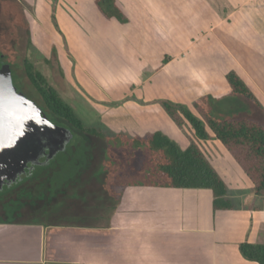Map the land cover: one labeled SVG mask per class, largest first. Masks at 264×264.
<instances>
[{
    "label": "crops",
    "instance_id": "crops-1",
    "mask_svg": "<svg viewBox=\"0 0 264 264\" xmlns=\"http://www.w3.org/2000/svg\"><path fill=\"white\" fill-rule=\"evenodd\" d=\"M78 2L95 19L73 28L56 14L61 34L55 30L53 45L66 48V53L57 52L58 65L86 68L94 58L102 66L94 75L103 86L91 77L95 95L90 102L103 107L111 98L118 103L113 112L136 115L128 131L140 136L158 131L152 123L164 109L157 79L176 90L178 99L233 98L226 75L235 71L264 114V0H117L127 23L103 16L94 0ZM108 115L103 114L107 126H124ZM162 127L177 138V130ZM209 156L229 187L233 209L214 210L209 189L151 186L138 193L140 205L123 208L112 222L127 235L105 241L82 233L57 236L51 256L52 240L43 225L0 221V264H258L243 258L239 246L264 244V198L255 195L253 186L239 183L243 170L225 148Z\"/></svg>",
    "mask_w": 264,
    "mask_h": 264
},
{
    "label": "rangeland",
    "instance_id": "rangeland-1",
    "mask_svg": "<svg viewBox=\"0 0 264 264\" xmlns=\"http://www.w3.org/2000/svg\"><path fill=\"white\" fill-rule=\"evenodd\" d=\"M78 1L79 0H0V41L7 44L4 46V48L8 51L11 61L16 66L17 78L15 77V83L19 88L23 87L31 96L37 98L38 100H41L39 92L32 84L24 68V62L25 60H27L34 65L35 70L40 71L46 77L50 85L57 88L59 95L69 105H71V107L74 108L87 128H95L101 130V132L104 133L106 137L102 138L100 136H94L74 128L76 131V137L74 138V142H72L73 144L71 151L68 152L69 155H76L78 159H80L79 156H84V158L81 157L82 161H84L82 164L80 163V165L85 166V169L81 170H100L102 172L109 170L105 168V166L101 165L103 163L102 157L104 155H108L111 158L124 160L129 158V150L119 146L120 144H125V140L120 139L121 136L119 138L116 136V134L122 133L126 136H135V132L128 131L127 129L129 128L128 124L130 125V127L132 126V124L129 123L133 121L131 116L135 118H137V116L134 114L127 115L126 113H121L120 111L113 112V108L117 106L118 103L113 102L114 99L111 98L107 99L108 101H105L106 105H104L103 107L94 106L90 102V95H95L94 93L91 94V84L93 82L92 78H94L96 82L103 86L102 83L99 82V76L94 75V73H98L99 69L102 68L101 65H97V63L94 64V58L89 59V63L86 68H83V66L77 67L75 65V69H68L66 67V70L64 66L58 65L57 52H59L60 54L66 53V48L61 49L56 45H53L55 44V36H53L55 34V30L61 34L58 28V24L55 20L56 14L58 13L59 16L63 20H65V22L69 24L70 27L73 28L76 27V25L74 24L76 22H80L82 20L84 22L91 23V21L95 19V16L93 14L89 15L83 8V5L81 7L80 2ZM47 4H50L53 8V13L55 15L54 19L52 16H50ZM79 7H81V10ZM51 46L57 47V49L56 47H53L56 50V57H53L54 55L53 52H51ZM46 50H50V54H52H49V56H47ZM64 58L63 61L66 64L67 61L66 58ZM116 65H118V62H116ZM73 66L74 65H72V67ZM59 67L63 72V76H61ZM77 73L81 81L78 79ZM161 77L162 75H160V78ZM165 77H168V75H166ZM74 81H76L77 87L73 86ZM157 81L158 79L155 81L154 85L158 90H162V98H160L162 100H170L175 103L184 104L192 108L193 102L199 99V96H195L193 100L175 98L176 90H173V88L168 84L163 85L160 83V81ZM66 85L68 86L67 88ZM191 87L192 84L189 85L188 94L190 93ZM101 97H103V95ZM186 97H189V95ZM214 99L215 111L220 116L250 117L256 120L264 121V114L261 109L257 107L253 102H250L243 97L233 95V98L222 96L221 98ZM108 111H110L111 113H108ZM103 114L108 115L110 120H113L114 124L117 121H122L124 126H117L116 128H113L115 127L113 125L112 127L107 126L104 121L105 116H103ZM157 117L159 120L155 119L152 124H157L159 127L158 131L161 132H165L163 131V125H169V128L172 127L174 130H177L175 134V136L177 137L176 139L172 137L171 134H168L176 142L181 143L180 145L182 147H184L186 144L188 145L191 139L195 140L199 144L207 157L213 154L217 155L221 150L224 151L221 143L215 138L210 137L208 139L199 140L195 138L193 133L188 128H179L165 111H162V113ZM54 118L61 125L72 127L66 121L58 117ZM119 128H121V130H119ZM140 134L143 133L140 132L139 135ZM61 155L60 159L64 161L63 154ZM139 159L140 152H136L135 159L130 164L131 169L137 170L139 168ZM110 170H112V172H117V167H114ZM239 172L241 173L240 178H243V180H239V183H241L242 186H244V183H246V186L251 187L252 185L244 172ZM108 177L111 178L112 175H108ZM132 178L133 181L136 179L141 180L140 177L137 176V173L133 174ZM239 183L238 186L242 188ZM93 187L94 185L90 186V189H92ZM81 188L84 189L82 186ZM96 188H98L97 185ZM79 191L83 193L80 194ZM93 191L96 196H93L91 197L92 199H90L92 190H60V192H63L65 196L59 205L51 206L52 214L56 219H59L61 217H63V219H68L64 217H74L73 215L76 216V214L78 213L80 215L91 214L90 217H96L99 213H101L99 210L95 209L96 205L89 208L90 210L88 211L85 209L91 203H100V199L104 197L105 193L104 190ZM97 191H99L100 194H98ZM69 194H71L73 199L69 197ZM84 194H86V196ZM18 197L19 195H17V198ZM77 200H79L80 203L86 201L88 205H86V203H84L85 206L82 204L75 205V203L73 202ZM47 203H53V201L48 200ZM75 208H77L78 210L75 211Z\"/></svg>",
    "mask_w": 264,
    "mask_h": 264
},
{
    "label": "trees",
    "instance_id": "trees-1",
    "mask_svg": "<svg viewBox=\"0 0 264 264\" xmlns=\"http://www.w3.org/2000/svg\"><path fill=\"white\" fill-rule=\"evenodd\" d=\"M94 1L99 12L106 18H115L120 23L128 22L117 0ZM52 17L55 18L54 13ZM55 54L54 48L53 57H56ZM24 68L39 92L41 102L52 115L79 131L106 137L101 130L87 128L74 108L59 95L57 88L50 85L40 71L35 70L32 63L25 60ZM60 73L63 76L61 70ZM226 79L234 95L261 108V103L252 89L235 71H230ZM159 103L179 128H188L196 139L213 137L220 141L249 178L255 195L264 198V121L250 117L220 116L215 111V99L211 95L200 97L192 104V108L170 100H160ZM116 136H121L120 139L126 142L119 146L129 150V158L124 160L121 168V171L128 173V183L133 182L130 172L134 171L141 179L134 182L140 185L209 189L213 194L214 210L234 208L227 183L195 140L190 139V144L182 148L178 142L161 131L144 136H126L122 133H117ZM136 152H140V159L139 168L134 170L130 168V164L134 161ZM239 250L246 260L264 264V244L243 242Z\"/></svg>",
    "mask_w": 264,
    "mask_h": 264
},
{
    "label": "flooded vegetation",
    "instance_id": "flooded-vegetation-1",
    "mask_svg": "<svg viewBox=\"0 0 264 264\" xmlns=\"http://www.w3.org/2000/svg\"><path fill=\"white\" fill-rule=\"evenodd\" d=\"M5 45L7 44L0 41V51L4 53L10 63L15 83V77L17 78L16 66L11 61L10 54L4 48ZM19 89L28 98L36 101L54 123L60 124L54 118L56 116L47 110L41 100L31 96L23 87ZM70 128L74 131L75 138L76 131L74 127ZM74 138L65 151L59 152L50 161L45 162V159H41V164L35 165L31 171L27 169L15 181H12L14 177H10L11 180L6 179L2 181L4 184L0 183V221L43 225L45 231L48 232L47 236L51 237L52 240V246L47 251L50 256L56 253L57 244L53 241L57 239V236L75 237L77 234L82 233L86 238L105 241L109 238H115L120 234L123 235L125 232H121L115 225L112 226V222H116V219L120 217L123 208L130 207L131 205H140L141 201L138 200V193L142 189L151 187L140 185L134 181L128 183L126 177L128 173L124 170L121 171L122 166H124V159L111 158L108 155L102 157L103 163L101 165L109 170L102 172L100 170H81L85 169V166L80 165L84 161H82L84 156H79L80 159H78L76 155L68 154L71 151ZM61 154H63L64 161L60 159ZM114 167H117V172L110 170ZM130 173L133 175L136 172L131 171ZM11 175L14 176V172H11ZM108 175H112V177L110 178ZM93 185L94 187L90 189V186ZM96 185L98 188H96ZM60 190H92L90 199L96 196L93 190H104L105 195L100 199L101 202L97 204L91 203L90 205L92 206L89 205L85 209L88 211L90 210L89 208L96 205L95 209L101 213L96 217H90L91 214L80 215L78 213L76 216L73 215L74 217H64L68 219H63V217L56 219L52 214L51 206L59 205L64 199L65 195ZM82 193L80 192V194ZM97 193L100 194L99 191ZM17 195H19L18 198ZM69 195L72 198L71 194ZM84 195L86 196V194ZM48 200H52L53 203H47ZM73 203L85 206L84 203L86 201L80 203L77 200ZM76 210L78 209L75 208ZM109 223L110 227L107 226ZM125 235L127 234L125 233Z\"/></svg>",
    "mask_w": 264,
    "mask_h": 264
},
{
    "label": "water",
    "instance_id": "water-1",
    "mask_svg": "<svg viewBox=\"0 0 264 264\" xmlns=\"http://www.w3.org/2000/svg\"><path fill=\"white\" fill-rule=\"evenodd\" d=\"M73 138L72 128L54 123L15 85L10 63L0 51V183L10 177L15 181L41 159L50 161Z\"/></svg>",
    "mask_w": 264,
    "mask_h": 264
}]
</instances>
